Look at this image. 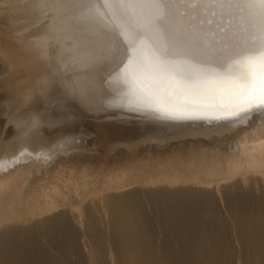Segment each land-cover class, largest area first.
Segmentation results:
<instances>
[{
	"label": "bare ground",
	"instance_id": "6f19581e",
	"mask_svg": "<svg viewBox=\"0 0 264 264\" xmlns=\"http://www.w3.org/2000/svg\"><path fill=\"white\" fill-rule=\"evenodd\" d=\"M8 3L9 27L40 35L0 31V106L16 111L0 135V264H264V113H96L103 76L74 61L61 13Z\"/></svg>",
	"mask_w": 264,
	"mask_h": 264
},
{
	"label": "snow or ice",
	"instance_id": "6c2138e0",
	"mask_svg": "<svg viewBox=\"0 0 264 264\" xmlns=\"http://www.w3.org/2000/svg\"><path fill=\"white\" fill-rule=\"evenodd\" d=\"M67 22L76 63L95 66L106 97L166 122H235L264 113V0H37ZM90 89L73 95L90 103Z\"/></svg>",
	"mask_w": 264,
	"mask_h": 264
},
{
	"label": "rangeland",
	"instance_id": "374dc122",
	"mask_svg": "<svg viewBox=\"0 0 264 264\" xmlns=\"http://www.w3.org/2000/svg\"><path fill=\"white\" fill-rule=\"evenodd\" d=\"M4 1H7V3H6V2L4 3ZM9 1H10V0H9ZM19 1H22V0H19ZM23 1H26V0H23ZM27 1H28V0H27ZM0 3H1V2H0ZM17 3H18V1H17ZM19 3H21V2H19ZM23 3L26 4L27 2H23ZM2 4H3V5L9 4V3H8V0H3V1H2ZM2 4H1V8H2ZM9 7H10V4H9ZM9 7H8V5H7V7L4 6L3 10L6 9V10H4L5 12L0 8V9H1V11H0V12H1V14H0V18H1L0 21H1V23H3V20H4L3 18H5V17L7 16V14L9 15V13H11V11H10L11 9H9ZM30 10H32V9H31V8L28 9L27 14H30V15H31V13H29ZM9 11H10V12H9ZM3 12H4V13H3ZM30 12H32V14H33V11H30ZM3 14H5V15H3ZM16 14H17V13H16ZM1 15H2V16H1ZM3 16H5V17H3ZM2 17H3V18H2ZM18 17H19V15H18ZM29 17H30V19H32V20L34 19L33 16H29ZM31 17H32V18H31ZM14 18L17 19V20H16V21H17V26L14 25V26H15L14 29L17 30L16 27H18V23H20L21 21H19V18H16V17H14V16H13V18H12L11 20L14 21V20H15ZM6 19H7V21L4 20V22L6 21V22H5V23H6V26H4V24H1V23H0V27H1V28H0V31H2V30H4V31H5V30H6V31H9V29L13 30V28H10L9 26H10L11 24H16V23L11 22V21L8 22L9 16H8V18H6ZM16 21H15V22H16ZM18 21H19V22H18ZM29 21H30V20H29ZM29 21H28L29 24L26 23L27 25H31V24H32L34 28H37V27H35V25H36L35 22L32 21L33 23H32V22L30 23ZM34 21H35V20H34ZM7 22H8L9 24H10V22H11V24L9 25ZM22 23H23V22H22ZM7 24H8V26H7ZM21 25H22V24H21ZM27 25H22V27L19 26L22 30H23V26H24V30H25V31L23 30V33H24V32L26 33V30H27L26 28H28V29H32L31 31H30V30H27V32H28V31H29V32H28L27 34H25V35H26V38L24 37L25 35H23V33H21V32H22L21 29H20V30L18 29L17 31H16V30H13L12 32L16 35L18 31H21L20 34L23 35L24 39L29 38V36L31 35L29 39H32V41H33V39L35 38V37H33V36H39L40 34L37 35V31H36V34H35V29H33L32 26H31V28H30V27L27 26ZM36 26H38V25H36ZM11 27H12V26H11ZM25 27H26V28H25ZM33 30H34V31H33ZM14 31H16V33H15ZM32 31H33L34 33H33ZM30 32H32V34H31ZM29 33H30V35H28ZM18 34H19V33H18ZM18 34H17V35H18ZM20 34H19V35H20ZM33 34H35V35H33ZM27 35H28V36H27ZM32 35H33V36H32ZM31 37H33V38H31ZM27 40H28V39H27ZM27 40H26V41H27ZM26 41H24V42H26ZM30 41H31V40H30ZM40 60H41V58H40ZM43 67L46 68L45 66H43ZM47 67H48V66H47ZM46 69H48V68H46ZM1 76H2V75H1ZM0 79H1V77H0ZM55 83H56V82H55ZM55 83H53V85L55 86V89H54L51 93H54V92H58V91H59L58 84L56 83V85H55ZM56 86H57V87H56ZM57 88H58V89H57ZM0 92H1V91H0ZM2 94H3V93H2ZM2 94L0 95V101L3 99V100H2V102H3L5 98H4V97L2 98ZM3 96H5V95L3 94ZM2 102H0V104H1ZM1 106H2V104H1ZM1 106H0V108H1V109H0V122H1L2 124L0 123V125H2V126H0V135L2 134V130H4L5 127H6L7 125H8V126L6 127V129L10 126V123H7L6 120H5V119L8 117V114L10 115V113H15V112H16V111H15V112H11L12 110H11L10 108L7 109V108L5 107V108L7 109V110H6V109L4 108V106H3V107H1ZM2 108H4L5 110L2 109ZM4 112H5V113H4ZM7 112H8V113H7ZM17 112H18V111H17ZM2 114H3V115H2ZM4 114H5V115H4ZM6 116H7V117H6ZM1 117H2V118H1ZM3 117H4V118H3ZM4 122L7 123V124H4ZM3 124H4V126H3ZM4 134H5V132L3 131V135H4ZM1 136H2V135H1Z\"/></svg>",
	"mask_w": 264,
	"mask_h": 264
},
{
	"label": "clouds",
	"instance_id": "9594fccd",
	"mask_svg": "<svg viewBox=\"0 0 264 264\" xmlns=\"http://www.w3.org/2000/svg\"><path fill=\"white\" fill-rule=\"evenodd\" d=\"M23 124L24 127L22 128V134L27 135L30 131H32V122L25 120Z\"/></svg>",
	"mask_w": 264,
	"mask_h": 264
}]
</instances>
